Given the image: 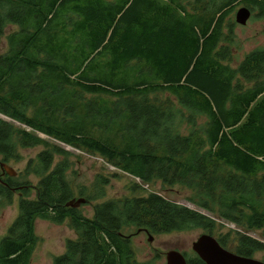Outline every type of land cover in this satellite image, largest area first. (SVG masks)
Instances as JSON below:
<instances>
[{
  "label": "trees",
  "instance_id": "16d2710c",
  "mask_svg": "<svg viewBox=\"0 0 264 264\" xmlns=\"http://www.w3.org/2000/svg\"><path fill=\"white\" fill-rule=\"evenodd\" d=\"M236 7L264 17V0H0V165L19 160L18 146L44 147L23 182L0 174V205L21 194L0 264L31 263L38 219L69 220L75 231L53 264H142L128 229L214 236V219L264 229V51L231 65ZM66 148L143 185H180L207 215L152 193L86 218L68 205L77 200ZM108 184L98 177L91 194L77 193L101 200ZM244 232L217 240L246 258L264 251Z\"/></svg>",
  "mask_w": 264,
  "mask_h": 264
},
{
  "label": "rangeland",
  "instance_id": "374dc122",
  "mask_svg": "<svg viewBox=\"0 0 264 264\" xmlns=\"http://www.w3.org/2000/svg\"><path fill=\"white\" fill-rule=\"evenodd\" d=\"M241 8L242 7H236L233 13L234 20L237 12ZM235 24L233 29L234 43L231 47V54L233 56V64L231 65L233 67H237L248 54L255 51H264V17H258L256 12H252V17L246 26ZM16 30V27L7 28L6 36ZM7 52V39L6 37H2L0 39V55H4ZM1 118L14 125L17 129H26L14 121L3 117ZM42 138L50 141L53 145L64 147L52 139H47L43 136ZM66 149L74 155L72 157L73 174L71 177V184L76 188L75 200H86V198H88V195L84 197L78 195V187L86 188L88 191L86 194H91L98 177L109 179V184L104 189L105 197L103 199L90 201L79 208L81 214L86 218L92 219L95 207L100 204L125 198L147 197L152 193H157L168 201L184 206L190 210L206 214V212L201 211L189 201V199L193 197V192L180 185L170 187L163 185L160 181H156L149 185H143L140 180L115 170L99 157L91 156L70 148ZM43 150L44 147L42 146L33 148H21L18 146L17 151L19 160L11 161L8 165L16 173L13 177H18L19 182H23L28 163L32 159H35ZM0 174H3L1 168ZM29 179L34 186L39 182V179L34 176H30ZM20 196V193H15L11 204L5 203L0 205V238H4L7 235L9 228L18 218ZM31 196L32 199L35 198V191L32 192ZM214 220L216 221L214 233V238L216 239L219 235H225L230 231L244 232L232 224L225 223L219 219ZM127 232L131 235L132 247L136 253L137 260L142 264H166V253L173 250L182 253L186 256L185 258L197 256L192 250V245L199 237L206 234L202 229H192L183 232L151 235L152 241L149 242L148 235L146 233L144 234L145 231L141 232L136 229H128ZM244 233L264 244V229ZM35 234L39 242L30 264H53L55 257L65 253L66 242L68 240H74L76 237L75 231L71 227L69 220H66L62 224H55L50 221L38 219L35 222ZM232 235L235 239V234L233 233ZM231 240L233 239L231 238ZM227 250H233V246L229 247ZM253 259L264 262V251L257 252L253 256Z\"/></svg>",
  "mask_w": 264,
  "mask_h": 264
},
{
  "label": "water",
  "instance_id": "95a60500",
  "mask_svg": "<svg viewBox=\"0 0 264 264\" xmlns=\"http://www.w3.org/2000/svg\"><path fill=\"white\" fill-rule=\"evenodd\" d=\"M235 21L240 26H246L252 17V11L246 7H242L235 16ZM0 167L4 173L9 176H15L16 173L8 165L1 164ZM86 203V200L79 199L68 204L72 208H79ZM149 237V242L152 241L150 233L145 231ZM193 252L204 264H264L262 261L253 258H246L237 255L226 248L222 247L214 236L204 234L197 239L192 245ZM166 264H188L185 256L176 251L166 253Z\"/></svg>",
  "mask_w": 264,
  "mask_h": 264
},
{
  "label": "flooded vegetation",
  "instance_id": "af4514ba",
  "mask_svg": "<svg viewBox=\"0 0 264 264\" xmlns=\"http://www.w3.org/2000/svg\"><path fill=\"white\" fill-rule=\"evenodd\" d=\"M144 234H145V232H144Z\"/></svg>",
  "mask_w": 264,
  "mask_h": 264
}]
</instances>
